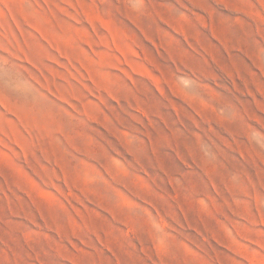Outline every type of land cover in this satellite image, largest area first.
Returning a JSON list of instances; mask_svg holds the SVG:
<instances>
[{
  "label": "rangeland",
  "instance_id": "1",
  "mask_svg": "<svg viewBox=\"0 0 264 264\" xmlns=\"http://www.w3.org/2000/svg\"><path fill=\"white\" fill-rule=\"evenodd\" d=\"M0 264H264V0H0Z\"/></svg>",
  "mask_w": 264,
  "mask_h": 264
}]
</instances>
